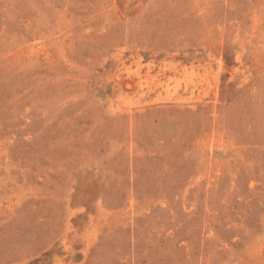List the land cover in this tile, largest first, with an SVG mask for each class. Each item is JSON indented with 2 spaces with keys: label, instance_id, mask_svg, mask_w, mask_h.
<instances>
[{
  "label": "rangeland",
  "instance_id": "rangeland-1",
  "mask_svg": "<svg viewBox=\"0 0 264 264\" xmlns=\"http://www.w3.org/2000/svg\"><path fill=\"white\" fill-rule=\"evenodd\" d=\"M0 264H264V0H0Z\"/></svg>",
  "mask_w": 264,
  "mask_h": 264
}]
</instances>
